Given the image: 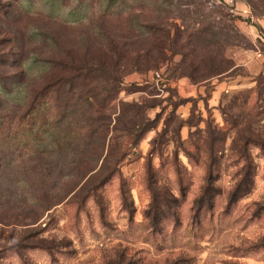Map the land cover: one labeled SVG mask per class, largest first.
<instances>
[{
  "label": "rangeland",
  "instance_id": "374dc122",
  "mask_svg": "<svg viewBox=\"0 0 264 264\" xmlns=\"http://www.w3.org/2000/svg\"><path fill=\"white\" fill-rule=\"evenodd\" d=\"M2 2L0 264H264L241 251L264 244V0ZM162 21L173 51L156 65L145 26ZM110 41L147 61L99 65ZM70 64L102 102L51 94L21 119ZM112 139L125 156L103 164Z\"/></svg>",
  "mask_w": 264,
  "mask_h": 264
},
{
  "label": "trees",
  "instance_id": "16d2710c",
  "mask_svg": "<svg viewBox=\"0 0 264 264\" xmlns=\"http://www.w3.org/2000/svg\"><path fill=\"white\" fill-rule=\"evenodd\" d=\"M6 1V0H5ZM13 2H16V0H11ZM9 3V2H8ZM8 3L3 4L2 0H0V12L2 13L3 17H7L8 16V10H4L5 5H7L8 7L10 6ZM171 24H168V22H160V24L158 25H151V26H145V28L147 29V33L149 32L152 33L153 35H155L154 37L157 36L158 39V43L156 45H154V47L152 48L155 51V57H156V65H158L161 62H164L165 59L167 58L166 55L168 52H172L173 51V43L171 42ZM112 42V43H111ZM110 45L109 48H106V50H102L100 57H99V65L104 66L107 61H114V69H116L114 72L118 73V72H122V69H124L123 65L125 63V65H128L132 68L137 67L140 65L141 62L147 61V57L148 54H142V51L133 49L131 50H125V48L122 47H118L114 44L113 41H110ZM121 65V67H120ZM62 68V72L66 73L68 76H60L58 78H56L55 80L51 81V82H47L44 83L42 86H40L38 88V90H36L35 92H33L32 96L30 97V104H28V108L24 113V116L21 119H25L29 116L34 115L36 112H38V108L41 107L42 105L47 104V102H45V99H49V96H53L54 98H50L55 106H57L58 100L62 97L63 93L65 94H70L72 95L70 97V100H72L73 98L76 99V102H83V103H87L89 105H91L90 103L91 100L93 99V103L97 104L98 102H102L101 99L98 98V96L96 97L93 94V89L90 86V79H91V73L94 72V70H90L89 68L86 67H81V68H77L78 66H74L73 64L70 65H66V66H60ZM87 69V72H86ZM220 73H223V71H220ZM217 73V74H220ZM2 81H0L1 83ZM111 82H113L114 84L113 86V90H114V94L112 96H110L109 102L114 101L116 99V95H117V84H118V78L117 76H113L111 78ZM65 87V88H64ZM76 87H80L79 88V92H77L75 89ZM92 96H89V95ZM89 96V97H88ZM93 97V98H90ZM71 102V101H70ZM68 102V103H70ZM58 109V107H57ZM61 114V121H63L66 117L68 112H64V111H59ZM99 112V111H98ZM96 113V112H95ZM104 119V118H103ZM108 126L109 125H104L103 129H101L99 131V133H104V136L102 138V143L100 144V151L101 154L104 152V149L106 147V136L107 133L109 132L108 130ZM138 127V126H137ZM135 129V127L133 128H128L127 129V133L129 135H133V130H135L136 132H140L139 127ZM116 128H113V131H116ZM114 139H112L111 143L110 140L108 142V149H107V153L104 157L103 160V164H108L111 163V161H113L114 165L119 164V162H121L124 158V152L122 150V147L119 144H114ZM71 143V142H68ZM65 145H71V144H65ZM93 170H90V172H92ZM112 174H108V176L104 177V179L102 178H93L92 176L89 177L84 184L80 187L79 192L81 193H85V199H90V198H94L96 193L98 191H100L105 184L112 178ZM83 178V177H82ZM80 177V179H82ZM240 191H238V188L235 189L232 193H231V201L230 204L233 203L232 199L234 198V200H236V197L238 196V193ZM76 194V193H75ZM244 195V194H243ZM238 197H242L238 196ZM259 248H264V244H258L256 246H252L246 249L241 250L243 253H247L253 249H259ZM49 249V248H47ZM120 262H112L109 264H134L133 262L127 261V260H119Z\"/></svg>",
  "mask_w": 264,
  "mask_h": 264
}]
</instances>
